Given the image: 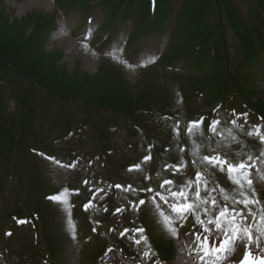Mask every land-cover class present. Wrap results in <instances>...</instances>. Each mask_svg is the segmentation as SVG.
<instances>
[{
    "label": "rangeland",
    "instance_id": "rangeland-1",
    "mask_svg": "<svg viewBox=\"0 0 264 264\" xmlns=\"http://www.w3.org/2000/svg\"><path fill=\"white\" fill-rule=\"evenodd\" d=\"M25 1L0 0V264H95L109 244L116 251L104 264H124V257L117 256L125 251L135 253L132 264H153L140 261L142 253L129 239L134 221L147 224L159 259L183 264L191 240L184 236L188 228L166 239L150 211L130 206L147 195L124 189L161 191L162 182L171 178L175 191V185L194 180L187 126L195 115L217 108L225 86L244 88L243 96L251 92L247 103L264 114V0H157L160 26L141 31L130 26L128 12L104 3L74 7L86 0H52L50 10L31 5L21 11ZM145 2L124 4L138 8L131 10L138 11L140 27H147L152 16L144 15ZM211 47H218L215 58ZM146 54L155 57L154 64H142L134 73L121 63L135 64ZM197 88L206 90L204 95ZM227 102L244 107L241 95ZM250 118L259 121L254 114ZM177 121L178 137L173 131ZM229 127L218 126L222 144L230 139L224 131ZM202 129L205 138L212 136L207 118ZM233 133L244 144L221 149L230 158L258 146L257 139L238 129ZM218 139L212 138V147ZM149 145L151 159L144 161ZM45 154L61 158V166ZM202 154H210L207 147ZM181 155L187 164L175 174L166 166L178 164ZM137 164L140 170L129 171ZM215 178L231 188L222 174ZM98 189L103 192L92 197ZM53 193L63 201H51ZM91 200V209L81 210ZM117 207L122 211L116 213ZM92 227L99 229L98 237ZM87 234L94 237L82 243Z\"/></svg>",
    "mask_w": 264,
    "mask_h": 264
},
{
    "label": "snow or ice",
    "instance_id": "snow-or-ice-1",
    "mask_svg": "<svg viewBox=\"0 0 264 264\" xmlns=\"http://www.w3.org/2000/svg\"><path fill=\"white\" fill-rule=\"evenodd\" d=\"M154 60V56H146L135 64L126 60L121 63L128 71L134 73L137 67L142 64L147 66ZM213 111L216 115L209 125L211 137L205 138L203 135L204 117L189 122L187 126V135L192 142L191 164L197 168L194 180L189 179L183 184L175 185L177 189L175 191L172 180H164L160 185L163 192L154 191L145 186L137 193L131 185L124 190L137 195L150 194L147 195L146 200L130 202V206L133 211L141 210V205L144 206L143 210L150 211L166 233V239H176L189 217H194L195 231L184 234L185 239L194 238L191 239V244L187 248L190 259L183 261V264H264V131H262L264 118H260L262 123L253 125L248 121V113L236 114L233 110L231 113L224 114L220 108ZM241 118L243 123H239ZM222 123L231 125L224 129L230 139L223 144L225 137L223 131L218 129V125ZM245 125L248 127L246 132H244ZM179 128L180 124L177 121L173 129L177 137L180 134ZM233 129H238L247 137L257 139L261 145L259 153L237 151L236 160L230 158L228 152L222 155L221 149L231 150L232 145L239 148L244 144L233 133ZM197 136L201 138L200 142H197ZM213 137H220L216 140V147L211 146ZM204 139L208 140L207 145L203 143ZM205 147L210 154H202V149ZM151 148L152 145H149V155L144 157V161L151 159ZM179 152L183 154L185 149L180 147ZM186 164L187 161L181 155L177 165L167 167L172 168L174 173H180ZM140 169L141 165L137 164L129 171ZM216 174L225 176L231 188L221 187L215 178ZM115 187L123 188L122 185H115ZM97 191L103 192V189ZM201 192H204L203 197ZM217 195L220 199H217ZM49 199L53 202H61V194L53 195ZM90 204L91 201L84 205L85 209L89 208ZM117 211L122 209L118 208ZM25 222L19 221V223ZM128 231L129 229H125L120 235L123 236ZM131 231L134 235L129 236V239L137 246V252L142 253L144 260L153 261V264H163L152 248L145 229L139 227ZM136 233L139 234L138 239L135 236ZM72 236L75 239L74 232ZM237 251L243 253L242 258H233Z\"/></svg>",
    "mask_w": 264,
    "mask_h": 264
},
{
    "label": "bare ground",
    "instance_id": "bare-ground-1",
    "mask_svg": "<svg viewBox=\"0 0 264 264\" xmlns=\"http://www.w3.org/2000/svg\"><path fill=\"white\" fill-rule=\"evenodd\" d=\"M5 4H7V3H5ZM31 5H37L38 7L39 6H41V7L43 6V7H46V9H49V10L53 7L52 0H26L24 3H22L20 5V10L24 11V10H26L27 6H31ZM75 47H77L76 44L75 45L73 44L72 48L74 50H75ZM88 65H93V63L90 62V63H88Z\"/></svg>",
    "mask_w": 264,
    "mask_h": 264
}]
</instances>
